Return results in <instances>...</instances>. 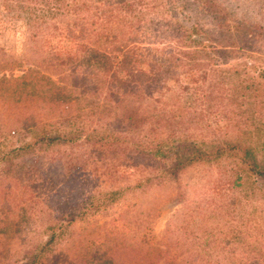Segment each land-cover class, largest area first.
Wrapping results in <instances>:
<instances>
[{"label": "rangeland", "instance_id": "obj_1", "mask_svg": "<svg viewBox=\"0 0 264 264\" xmlns=\"http://www.w3.org/2000/svg\"><path fill=\"white\" fill-rule=\"evenodd\" d=\"M120 1L129 0H0V77H29L30 70L56 80L60 70L47 60L68 51L71 38H82L80 26H97V10L103 5L112 9L106 4ZM142 1L149 9L161 4V0ZM162 8L164 18L171 16L174 23L200 30L202 45L209 47L208 59H195L206 66H190L185 75L181 70V84L192 91L191 79L203 78L205 86L215 83L211 98L217 100L207 105L199 102L189 108L193 98L178 95L171 101L173 110L185 112L184 121L191 118L193 107L201 111L196 116L201 124L186 129L181 140H246L257 146V160L264 166V81L255 84L264 72V0H163ZM142 12L139 37L134 33L130 44L140 49L166 48L167 42L157 43L158 31L152 26L161 23L157 9ZM123 16L119 12L113 21ZM234 44L240 47L234 53L210 51L211 45L228 48ZM35 85L23 86L10 97L6 93V99L0 100V142L13 130L32 125L29 113L17 117L13 113L17 108H31L33 98L26 94L39 90ZM91 145L79 142L0 162V251L17 252L10 264H28L22 255L45 241L49 225L66 226L71 221L69 210H79L89 194L113 188L124 190L115 202L78 215L63 239L48 249L43 264H264V180L235 160L195 164L174 177L165 174L171 159L147 161L134 153L138 170L110 184L103 178L96 180L92 167L84 163L97 161ZM70 152L80 160L67 166L64 160ZM95 166L102 170L101 164ZM142 176L151 181L143 180L139 187ZM50 182L54 183L51 191L58 190L65 197L45 203L52 211L33 207L31 195L41 194ZM79 184L85 188L83 194Z\"/></svg>", "mask_w": 264, "mask_h": 264}, {"label": "trees", "instance_id": "obj_2", "mask_svg": "<svg viewBox=\"0 0 264 264\" xmlns=\"http://www.w3.org/2000/svg\"><path fill=\"white\" fill-rule=\"evenodd\" d=\"M157 1L155 0V3ZM162 3L163 0L155 6L161 23L153 21L155 24L152 26L158 31L157 43L167 42L166 48L140 49L139 46L130 44L129 38L134 33L139 37L142 11L151 12L155 8H147L145 5L148 3L142 0L120 1L117 4H106L111 5L112 9L103 5L97 10L100 19L96 18L99 23L96 27L89 29L85 25L80 26L78 29L82 38H71L73 43L68 51L55 54L47 60L51 62V67L60 70L61 76L56 80L30 70L29 77H0V100L6 99V93H9L10 97L11 93L19 92L23 86H31L34 83L39 90L26 95L41 100L39 102L32 99L29 101L31 108H17L13 113L15 117L23 112L29 113L27 118L32 125L17 128L13 133L1 137L0 162H10L21 156L37 155L43 150L85 142L92 143L91 146L96 149L92 153L97 154V161L87 159L84 163L92 167V175L96 180L103 178V182L108 181L110 184L113 180L116 182L128 173L130 176L133 171L138 170L135 169L138 163L135 154H141L147 161L152 158L171 159L165 174L174 177L189 166L228 158L264 180V166L257 160V146L253 147L251 142L233 140L223 143H195L181 140V136L187 132L186 129L197 128L201 124V120L196 119L201 111L193 107L191 118L184 121L185 112L177 113L173 110L170 106H174V103L171 101L176 100L178 95L184 96L186 100L193 98L189 108L192 105H200L199 102L207 105L217 100L216 97L211 98L215 94V83L205 86L203 78L198 81L191 79L190 85H194L192 91L189 85L181 84L178 76L181 70L185 75L190 66H206L197 64L195 59H198L197 56H201V60L208 59L206 57L210 55L207 52L209 47L202 45L204 42L200 30L174 23L171 16L170 19L164 18ZM119 12L124 16L121 21L114 22L113 18ZM103 20L105 23L101 24ZM71 28L75 30L76 26ZM161 28L165 30H159ZM247 36L252 37L249 33ZM210 48L213 54L218 55L224 54L225 50L226 53H234L233 51L240 49L237 44L228 48L211 45ZM242 50L245 51L244 48ZM187 60L189 63L183 62ZM262 73L263 75L256 78L255 84L258 86L259 82L264 81V72ZM26 80L30 82L26 83ZM156 94L163 100L160 98L161 101H156L153 98ZM180 114L182 117L178 118ZM20 121L21 119H18L17 122ZM261 146L264 147V142ZM65 159L67 166L80 160L74 152L67 153ZM96 163L101 164L102 170L95 166ZM71 172L73 173V170ZM144 176L141 181H137V186L140 187L143 180L151 181V178ZM53 185L52 182L47 183L41 194L31 195L33 207L42 209L45 208L46 202H51L56 197H65L62 192L58 195V190L51 191ZM77 188L81 189L79 193H84L82 184ZM123 190L101 189L89 194L79 210H69L71 221L66 226H61L59 222L49 225L46 228L48 235L45 241L35 243L24 252L23 258H28V264H43L42 261L50 252L48 249L63 239L67 227L75 222L78 215L92 209L96 211L101 206L115 202ZM45 209L52 211L50 206ZM2 253L3 250L0 251V264H10V258L17 254L12 249Z\"/></svg>", "mask_w": 264, "mask_h": 264}]
</instances>
